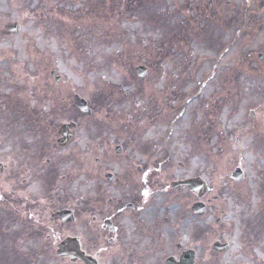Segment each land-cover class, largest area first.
<instances>
[{"label":"rangeland","instance_id":"1","mask_svg":"<svg viewBox=\"0 0 264 264\" xmlns=\"http://www.w3.org/2000/svg\"><path fill=\"white\" fill-rule=\"evenodd\" d=\"M226 1L238 11L240 0H0V96L5 97L0 121L15 119L13 108L25 104L13 101L15 94L27 87L28 95L30 87L29 95L38 96L37 80L50 81L55 70L69 83L64 104L73 106L71 94L80 92L95 113L81 117L78 140L69 152L68 179L80 178L84 195L91 198L85 201L104 207L127 194L142 203L138 220L144 222L160 209L191 200L188 191L173 189L171 181L203 177L215 186L203 201L214 196L222 201L209 204L203 218L192 212V234L199 233L192 237L198 264H264V131L256 136L255 129L262 128L261 119L250 111L246 96L239 95L237 44L221 52L224 46L217 41L232 14L199 10L202 3L226 10ZM200 16L202 24L193 27ZM12 21L21 24L20 34H5ZM140 63L149 67L146 81L136 74ZM256 72L252 66L245 74ZM244 84L248 88L249 80ZM174 85L176 99L171 98ZM52 90L50 86L46 100L33 101L37 112L31 133L18 137L54 134L64 121L63 113L46 118ZM203 101L208 102L206 115L197 116L203 111L195 105L204 106ZM211 106L217 112L209 119ZM70 111L67 117L74 118L75 110ZM119 144L122 157L115 150ZM238 167L245 174L242 181L231 177ZM139 168L145 173L135 175L141 180L136 182L138 194L112 187L96 173L134 175ZM196 200L192 194V203ZM220 217L223 223L218 224ZM123 221L130 228L132 219ZM217 240L230 242V249L215 252Z\"/></svg>","mask_w":264,"mask_h":264},{"label":"flooded vegetation","instance_id":"2","mask_svg":"<svg viewBox=\"0 0 264 264\" xmlns=\"http://www.w3.org/2000/svg\"><path fill=\"white\" fill-rule=\"evenodd\" d=\"M243 1L238 7L249 15L250 24L240 27V46L248 47L242 60L257 72L240 96L264 114V0H254L250 8L245 7L249 0ZM57 140H21L8 148L0 144V264H83L58 255L60 243L70 237L78 238L99 264H192V200L180 203L182 208L154 213L151 225L134 222L132 232L123 220L136 215L140 204L119 201L122 196L111 200L106 216L94 207V214L85 217L79 177L69 180L62 173L67 156L60 152L71 143L61 147ZM122 181L116 177L114 183ZM63 210H72L76 220L62 218ZM86 222L92 233H86Z\"/></svg>","mask_w":264,"mask_h":264},{"label":"water","instance_id":"3","mask_svg":"<svg viewBox=\"0 0 264 264\" xmlns=\"http://www.w3.org/2000/svg\"><path fill=\"white\" fill-rule=\"evenodd\" d=\"M13 27H17L16 26V24L15 25H13ZM144 68H140L139 69V71L142 73V74H144L145 73V71L143 70ZM141 74V75H142ZM78 104L80 105V106H82L83 105V102H81V101H78ZM183 185L185 184V185H188V186H192V189H194V190H196V189H198L199 188V186H202L203 184L200 182V180L199 179H193V180H191V181H188V182H185V183H182Z\"/></svg>","mask_w":264,"mask_h":264}]
</instances>
